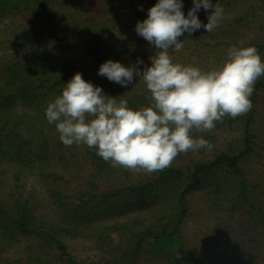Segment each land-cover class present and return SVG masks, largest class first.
Segmentation results:
<instances>
[{
	"label": "rangeland",
	"instance_id": "374dc122",
	"mask_svg": "<svg viewBox=\"0 0 264 264\" xmlns=\"http://www.w3.org/2000/svg\"><path fill=\"white\" fill-rule=\"evenodd\" d=\"M70 1L81 6L87 3L85 7H91V13L87 15L93 16L97 13L99 22L108 24L110 50L107 53L111 60L119 61L126 67L132 66L138 59L144 62L149 42L139 36L133 28L135 15L122 17L124 19L110 16L108 5L113 0ZM155 1L158 3V0ZM211 2L213 5L218 3L224 9L219 27L210 34L202 27L189 35L181 51L170 52L173 62L211 70L225 63L228 50L232 46L248 47L246 46L248 44L256 46L264 60V49L258 46L264 45V0H211ZM123 4L124 0H117V8ZM45 7L42 0H0L2 67L11 60L25 57L31 63L39 64L42 71L53 77L72 79L80 72L86 81L102 87L105 94L113 97L117 95L118 99L128 101L133 95L145 90L144 82L139 81V77H134L133 82L127 87H122L98 75L96 70L90 68L91 59L79 39L60 31L48 34L45 32L43 37L30 32L28 27L32 22L36 26L43 25V15L47 13ZM192 7L193 0H183L182 11L185 16ZM212 11L214 9L199 10L197 15L203 24L208 23V16ZM187 34L185 32L183 39ZM123 38L127 43L120 49V40ZM142 65L144 63L137 66ZM257 85L252 119L249 120L248 112L237 118L224 117L222 122H217L211 135L206 138L211 148L201 149L197 153L191 151L187 154L182 153L175 159L206 160L213 159L221 151L239 150L243 147L246 125L249 124L256 135V142L254 149L241 160L246 180L250 183L249 200L245 201L241 197L239 201H243L244 204L233 208L236 187L240 185L237 173L231 172L227 167H219L202 177V181L189 191L187 196L191 208L181 220L178 217L171 220L177 198L171 193H166L159 200L146 201L142 205L129 207L111 216H97L89 222L87 229L82 233L62 234L61 237L68 245L71 255L82 264L105 262L112 253L99 245L94 231L97 226H105L120 220L128 222L122 227L130 225L135 228L147 226L161 228L160 226L167 223L172 226L177 224L181 230L180 236L148 237L139 254L140 264H222L223 260L243 264L247 261H256V256H259L256 249L259 251L264 249V76L258 79L255 87ZM147 106L149 105L145 104L143 107ZM14 108L21 114L33 113L30 110L26 111L20 104ZM205 135V132H202L203 138ZM41 173L37 165L26 167L0 159V202L4 208L12 209L15 200L21 198L29 202L40 219L56 221L60 208L51 193L55 182L50 176ZM217 185L220 187L217 188ZM72 188L74 189L75 185ZM256 218L258 222H255ZM125 232L128 233V230ZM10 234L11 236H6L7 233L2 235L0 229V236L6 240L5 247L0 252V261L7 260V264H27L29 255L36 249L35 246L31 250L29 245L34 242L33 245H36L39 241L14 231ZM120 237L124 246L134 242L125 235ZM48 251L49 249L45 248L42 253L43 260L50 258L51 255L53 257L52 252ZM113 252L117 253V249ZM259 258L261 260V256Z\"/></svg>",
	"mask_w": 264,
	"mask_h": 264
},
{
	"label": "trees",
	"instance_id": "16d2710c",
	"mask_svg": "<svg viewBox=\"0 0 264 264\" xmlns=\"http://www.w3.org/2000/svg\"><path fill=\"white\" fill-rule=\"evenodd\" d=\"M70 2L42 0V5L46 6L47 10L43 15V25L36 26L32 22L28 27L29 31L38 37H43L45 32L48 34L60 31L79 39L91 59L90 68L96 70L98 74L100 66L110 59L107 53L110 50L109 26L107 23L99 22L97 13L93 16L87 15L91 13V7H85L87 3L81 6L74 1ZM124 2L125 4L117 8V0H113L108 5L109 15L115 19L117 16L124 19L122 17L135 15L134 29L138 22L147 19L148 10L157 3L155 0ZM184 36L185 33L180 37L183 43L189 34L185 39ZM120 41L119 47L122 49L127 42L124 38ZM148 45L144 65L139 66L141 71L146 66L151 67L150 57L157 51L153 45ZM258 46L264 49V45ZM39 67V64L31 63L25 57L11 60L3 67L0 65V159L26 167L37 165L42 175L50 176L55 182L51 193L60 208L56 221H48L40 219L29 202L21 198L15 200L12 209L4 208L0 202L2 235L7 233L6 236H11L10 233L14 231L39 241L36 245H33L35 242L29 245L31 250L35 246L36 249L29 255L27 264H82L71 255L68 245L61 237L62 234L82 233L87 229L89 222L97 216H111L129 207L142 205L146 201L159 200L166 193H171L177 198L171 220L177 217L181 220L191 208L187 196L189 191L202 181V177L219 167H227L231 172L237 173L240 185L236 187L233 208L244 204L243 201H239L241 197L245 201L249 200L250 183L247 182L241 165L242 158L254 149L256 142V135L249 124L246 125L241 149L221 151L213 159L189 161L178 159L165 170L151 174L112 167L110 162L104 161L97 154L95 148L90 149L83 144L65 146L62 143L55 124L47 121L45 110L49 102L62 95L63 89L71 79L50 76ZM144 88L145 90L140 91L138 95L130 97L128 105L131 109L138 110L145 104L150 106L147 99L150 93L146 85ZM257 89L258 85L251 96L253 107ZM18 104L33 113L21 114L14 108ZM252 109L248 112L249 120L254 116ZM205 134L206 139L211 132ZM194 136L202 137V132L194 131ZM219 187L220 185H217V188ZM166 215L167 211L164 216ZM126 223L128 222L119 220L105 226H97L94 232L99 245L112 255L106 258L105 262L95 261L91 264H140L139 254L148 237L161 238L164 235L175 237L180 236L181 232L177 224L172 226L165 223L160 226L161 228L153 226L135 228L130 225L122 227ZM127 230L128 233L125 232ZM120 235H125L134 242L124 246ZM5 241L3 236H0V252L5 247ZM45 248L52 252L53 257L51 255L50 258L43 260L42 253ZM115 249L117 253L113 252ZM0 264H7V260L0 261Z\"/></svg>",
	"mask_w": 264,
	"mask_h": 264
},
{
	"label": "clouds",
	"instance_id": "9594fccd",
	"mask_svg": "<svg viewBox=\"0 0 264 264\" xmlns=\"http://www.w3.org/2000/svg\"><path fill=\"white\" fill-rule=\"evenodd\" d=\"M201 8L214 9L207 24L198 18ZM182 9L183 0H158L147 19L137 23V34L157 50L151 67L141 71V59L128 67L109 59L98 71L122 87L139 77L150 93V106L133 110L127 99L105 94L80 72L49 102L46 119L55 124L65 146L87 145L112 167L151 174L170 167L182 153L211 148L194 131L211 132L224 117L237 118L252 109L255 84L264 76L258 48L234 45L225 63L211 70L174 63L170 52L184 48L180 37L185 32L191 35L203 27L213 33L224 14L211 0H193L187 16Z\"/></svg>",
	"mask_w": 264,
	"mask_h": 264
},
{
	"label": "crops",
	"instance_id": "0c3cea01",
	"mask_svg": "<svg viewBox=\"0 0 264 264\" xmlns=\"http://www.w3.org/2000/svg\"><path fill=\"white\" fill-rule=\"evenodd\" d=\"M257 254H259V256H256V261L251 262V261H247V263H243V264H264V249L262 248L261 251H259L258 249H256ZM254 255H256V253H254ZM261 256V260L260 257ZM229 261V260H228ZM227 260H223L222 264H234V263H228Z\"/></svg>",
	"mask_w": 264,
	"mask_h": 264
}]
</instances>
